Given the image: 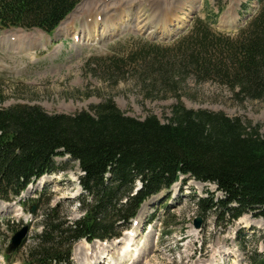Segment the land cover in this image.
I'll list each match as a JSON object with an SVG mask.
<instances>
[{
  "label": "trees",
  "instance_id": "trees-1",
  "mask_svg": "<svg viewBox=\"0 0 264 264\" xmlns=\"http://www.w3.org/2000/svg\"><path fill=\"white\" fill-rule=\"evenodd\" d=\"M77 2L0 0V28L50 32ZM257 2L255 14L232 36L197 19L176 47L179 66L197 81L224 85L239 101L264 100V0ZM153 72L166 83V69ZM177 97L165 121L153 114L127 115L110 99L93 105L92 112L72 114L47 113L27 103L0 108L1 200L57 169L55 156L68 155L82 172L78 217L69 218L59 201L50 204L46 189L30 200L40 229L21 244L24 264H71L74 242L119 236L143 200L181 175L212 183L220 192L196 198L197 214L211 213L223 227L247 212L264 221L260 125L222 111L184 107ZM248 260L264 264V253L253 250Z\"/></svg>",
  "mask_w": 264,
  "mask_h": 264
},
{
  "label": "rangeland",
  "instance_id": "rangeland-1",
  "mask_svg": "<svg viewBox=\"0 0 264 264\" xmlns=\"http://www.w3.org/2000/svg\"><path fill=\"white\" fill-rule=\"evenodd\" d=\"M257 7L256 0H79L49 39L43 33V38L22 50H17L19 38L38 31L1 29L0 108L27 103L47 113L72 114L92 112L93 105L110 99L127 115L142 118L153 114L165 121L178 96L184 107L222 111L257 123L264 131V100L239 101L224 85L195 80L179 66L175 55L179 41L197 19L214 32L232 36ZM129 9L133 12L131 20L120 26L118 23L119 29L110 35H101L105 27L100 26L96 39L86 38L78 44L71 35L64 34L73 21V29L81 31L86 16L100 17L108 25ZM25 44H29L28 39ZM159 66L168 71L165 84L153 72ZM53 160L57 170L30 184L21 195L34 197V191L47 183L50 204L59 201L68 217L74 218L79 214L72 201L80 191V171L70 158L55 156ZM210 193L220 195L211 183L181 176L169 188L141 203L119 241L102 243L106 245L90 242V251L80 241L73 243L72 263L249 264V252L264 253V221L247 212L224 227L216 224L211 213L196 212V198ZM27 214L16 201L0 200L2 257L10 235L28 219ZM196 216L201 218L199 228L192 227ZM37 219L30 224L24 245L38 232ZM126 241L132 242L130 249L124 248ZM11 259L21 264L20 252ZM3 261L8 264L5 257Z\"/></svg>",
  "mask_w": 264,
  "mask_h": 264
},
{
  "label": "bare ground",
  "instance_id": "bare-ground-1",
  "mask_svg": "<svg viewBox=\"0 0 264 264\" xmlns=\"http://www.w3.org/2000/svg\"><path fill=\"white\" fill-rule=\"evenodd\" d=\"M131 13H133V12H131L130 11V9H129V11H127V12H125V14L124 15H122V16H118V18L116 19V21H114L113 23H109L108 25L106 24V22H105V20L104 19H102V18H100V17H97V16H95V18L94 19H90L88 16H86V18H85V27L84 26H82V30L81 31H76V30H74L73 29V23H74V21L72 22V23H70V24H68L67 25V27H66V30H67V33H64V34H69V35H71L72 36V38L75 40V41H77V43L79 44V43H83V42H85L86 40V38H88V40H93V39H96V37H98V35H100V33H99V29L101 30V28H100V26H104L105 28L103 29V33H101V35H103V36H107V35H110V33H113L115 30H117V29H119L118 27H117V24L120 26V25H123V23L125 22V21H130L131 20ZM96 15V14H95ZM88 17V18H87ZM111 20H114V19H111ZM177 21V20H176ZM62 22H64V20L62 21ZM61 22V23H62ZM60 23V24H61ZM179 23V22H178ZM184 23L185 22H183V23H181L180 25H184ZM59 24V25H60ZM58 25V26H59ZM89 25V26H88ZM180 25H178V28L177 29H180L181 27H179ZM61 26H62V24H61ZM60 26V27H61ZM59 27V28H60ZM58 28V32H60V30L61 29H59ZM57 29V28H56ZM69 29V30H68ZM177 29H173L174 31H172V32H176L177 31ZM38 32H36V33H34L35 35H30V36H26V37H24V38H22V37H20L19 38V43H21V44H19V47L18 48H20V49H25V48H30V46L31 45H34L40 38H41V36H42V32L41 31H39V30H37ZM91 32V33H90ZM93 32V33H92ZM29 37L31 38V39H33V40H30L29 39ZM18 38V37H17ZM43 38V37H42ZM46 38H48L47 36H46ZM21 39H23V41H21ZM25 39H28V42H29V44L28 45H26L25 44ZM15 40H17V39H15ZM85 40V41H84ZM40 44V43H39ZM85 45V44H84ZM18 50V49H17ZM28 188V187H27ZM82 243H83V245L85 244L86 245V250H88V251H90L91 250V246H90V244H88V243H86V242H84V241H81ZM94 244H96V245H106V244H102V243H100V242H95ZM124 248L125 249H129V241H126L125 243H124ZM95 254V253H94ZM94 258H95V256H94ZM96 264V263H95Z\"/></svg>",
  "mask_w": 264,
  "mask_h": 264
},
{
  "label": "water",
  "instance_id": "water-1",
  "mask_svg": "<svg viewBox=\"0 0 264 264\" xmlns=\"http://www.w3.org/2000/svg\"><path fill=\"white\" fill-rule=\"evenodd\" d=\"M33 205L29 208V211H32L33 210ZM201 224V218L200 217H195L193 220H192V226L194 228H198ZM26 229L27 227L26 226H22L21 228H19L17 231H15L11 238H10V244L8 246V249H13L15 248L21 241V239L23 238V236L25 235V232H26ZM7 249V250H8Z\"/></svg>",
  "mask_w": 264,
  "mask_h": 264
}]
</instances>
